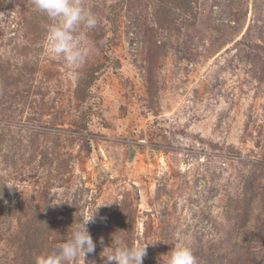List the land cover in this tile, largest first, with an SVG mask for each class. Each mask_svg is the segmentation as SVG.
<instances>
[{"label": "rangeland", "instance_id": "1", "mask_svg": "<svg viewBox=\"0 0 264 264\" xmlns=\"http://www.w3.org/2000/svg\"><path fill=\"white\" fill-rule=\"evenodd\" d=\"M73 72L32 0H0V264H35L92 215L199 264H264V0H84ZM107 251V250H105ZM162 264V262H161Z\"/></svg>", "mask_w": 264, "mask_h": 264}, {"label": "clouds", "instance_id": "2", "mask_svg": "<svg viewBox=\"0 0 264 264\" xmlns=\"http://www.w3.org/2000/svg\"><path fill=\"white\" fill-rule=\"evenodd\" d=\"M34 10L45 16L47 52L61 58L75 72L85 61L91 47L87 35L99 24L97 15L84 4V0H32ZM73 222L67 229L68 236L51 250L40 254L35 264H73L80 257L95 251V242L88 230L97 212ZM120 231V230H119ZM112 234L110 246L101 255L104 264H143L147 245L133 246L126 237ZM107 250V251H105ZM199 264L192 250L184 245L172 246L171 250L160 257V264Z\"/></svg>", "mask_w": 264, "mask_h": 264}]
</instances>
